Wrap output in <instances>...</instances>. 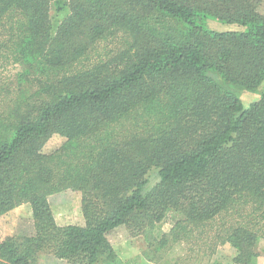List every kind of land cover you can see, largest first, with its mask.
Here are the masks:
<instances>
[{
  "label": "trees",
  "instance_id": "1",
  "mask_svg": "<svg viewBox=\"0 0 264 264\" xmlns=\"http://www.w3.org/2000/svg\"><path fill=\"white\" fill-rule=\"evenodd\" d=\"M54 1L65 12L56 23ZM259 2L0 0V53L22 66L0 111V216L27 203L34 229L0 235V264H41L42 252L128 264L110 234L124 226L158 250L166 234L153 228L169 211L175 227L198 228L249 202L264 220V90L247 108L236 91L264 79ZM208 18L242 29H211ZM109 37L106 58L75 67ZM135 114L147 126L114 128ZM54 135L61 145L44 152ZM151 168L158 180L143 191ZM65 189L81 194L82 224L55 220L48 196ZM263 233L232 226L233 261L251 263Z\"/></svg>",
  "mask_w": 264,
  "mask_h": 264
},
{
  "label": "rangeland",
  "instance_id": "2",
  "mask_svg": "<svg viewBox=\"0 0 264 264\" xmlns=\"http://www.w3.org/2000/svg\"><path fill=\"white\" fill-rule=\"evenodd\" d=\"M257 10L264 13V0H260ZM63 13L65 12H61L54 1L50 8L52 21L58 22ZM206 26L215 30L242 29L238 24L221 23L211 18L206 19ZM120 38L117 40L120 41ZM114 39L116 38L109 37V39L98 40L95 47L81 61L77 62L75 67H85L106 58L115 43L112 41ZM21 69L22 66L8 53L6 55L0 53V111L4 106L13 104L17 97L16 73ZM30 76L28 75V77ZM22 83L24 82L22 81ZM263 90L264 79L256 90L236 89L246 108L259 98ZM146 123V118L135 114L134 117L124 119L114 128L121 134H129L138 132L139 129L147 126ZM61 143L62 138L54 135L44 143L42 150L50 153L58 149ZM146 177L147 181L143 191L149 190L157 182L156 169L151 168ZM48 200L58 224L83 223L80 192L65 189L49 195ZM246 203L248 204L239 203V206L229 209L227 213H222L198 228L182 227L183 224L180 228L175 227L178 216L169 211L166 217L155 224L153 228L152 235L156 239L166 234V242L158 250H155L153 244L147 243L144 235L131 236L124 226L113 231L109 239L119 257L127 261L128 264H238L233 261L237 253L236 248L225 241L229 229L234 225L242 224L257 229L259 233L264 231V220L261 219L259 211L254 210L251 203ZM173 228L175 229L172 230ZM33 232L31 209L27 203L0 217V235H29ZM259 235L254 259L249 264H264V233ZM38 260L41 264H68L66 260L57 259L45 252L39 254Z\"/></svg>",
  "mask_w": 264,
  "mask_h": 264
},
{
  "label": "crops",
  "instance_id": "3",
  "mask_svg": "<svg viewBox=\"0 0 264 264\" xmlns=\"http://www.w3.org/2000/svg\"><path fill=\"white\" fill-rule=\"evenodd\" d=\"M24 204H26V203H24ZM24 204H21V205H24ZM21 205H19V206H21ZM18 207V206H17ZM17 207H15V208H17ZM15 208H13V209H15ZM12 209V210H13ZM12 210H10L8 213H10ZM0 217H2V216H0ZM115 249V248H114Z\"/></svg>",
  "mask_w": 264,
  "mask_h": 264
}]
</instances>
